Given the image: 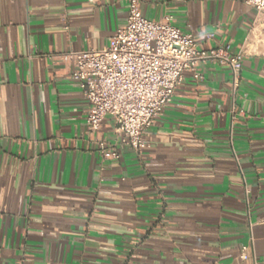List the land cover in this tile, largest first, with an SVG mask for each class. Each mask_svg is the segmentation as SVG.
Instances as JSON below:
<instances>
[{
  "label": "crops",
  "instance_id": "0c3cea01",
  "mask_svg": "<svg viewBox=\"0 0 264 264\" xmlns=\"http://www.w3.org/2000/svg\"><path fill=\"white\" fill-rule=\"evenodd\" d=\"M126 2L0 0V264H264V18L246 0H141L242 70L236 90L223 66L185 74L141 154L115 157L62 54L107 46Z\"/></svg>",
  "mask_w": 264,
  "mask_h": 264
},
{
  "label": "built area",
  "instance_id": "2783aa9c",
  "mask_svg": "<svg viewBox=\"0 0 264 264\" xmlns=\"http://www.w3.org/2000/svg\"><path fill=\"white\" fill-rule=\"evenodd\" d=\"M246 3L264 18V0ZM64 28L68 30V25ZM62 58L88 103L85 123L89 133L99 131L105 119L112 124L117 135L111 150L115 157L117 147L141 154L148 145L145 135L171 103L185 74L198 81L203 79L201 66H223L236 90L242 70L241 53L234 54L226 46L203 47L193 34L175 26L170 15L147 19L141 0H127L126 21L107 46L70 49Z\"/></svg>",
  "mask_w": 264,
  "mask_h": 264
}]
</instances>
